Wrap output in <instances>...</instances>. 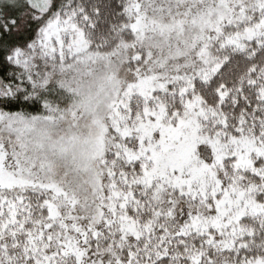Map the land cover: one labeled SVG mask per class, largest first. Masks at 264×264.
Wrapping results in <instances>:
<instances>
[{
  "label": "snow or ice",
  "instance_id": "6c2138e0",
  "mask_svg": "<svg viewBox=\"0 0 264 264\" xmlns=\"http://www.w3.org/2000/svg\"><path fill=\"white\" fill-rule=\"evenodd\" d=\"M0 264H264V0H0Z\"/></svg>",
  "mask_w": 264,
  "mask_h": 264
}]
</instances>
